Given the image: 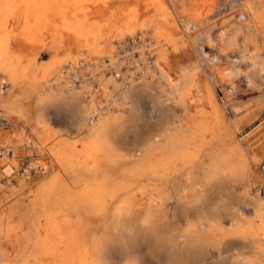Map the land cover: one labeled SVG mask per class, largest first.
<instances>
[{
  "label": "bare ground",
  "instance_id": "obj_1",
  "mask_svg": "<svg viewBox=\"0 0 264 264\" xmlns=\"http://www.w3.org/2000/svg\"><path fill=\"white\" fill-rule=\"evenodd\" d=\"M19 1L21 3L0 0V6L6 9V18L14 15L25 4V0ZM214 2L215 0H207L204 5L203 21L196 17L186 23L193 40H205L211 44L210 29L206 28L204 22L213 12ZM236 5L238 4L235 0H229L226 11L228 15L220 16V21L222 23L230 20L237 11L241 17L242 14L247 15V20L238 29L243 45L240 44L242 47L233 52L237 55V67L243 61H249H246L247 72L256 81L260 76H256L255 72L264 71V0L251 3L248 6L249 12L242 7L234 8ZM66 11L67 9L62 10V14L65 15ZM250 13L253 17L251 19L248 16ZM42 14H37L36 19L39 20ZM169 15L166 10L155 19L117 24L111 31L118 40L124 42L126 54L121 59L114 55L110 41L112 37L107 34L109 25H63L67 33L72 32L75 35L73 45L84 51L76 53L77 59L86 53L85 58H96V64L100 62L102 65L90 69L91 78L87 82L81 80L80 86L88 88L97 81L106 94L116 95L113 101L115 106H127L130 112L128 116L120 111L108 113L89 107L71 95L58 97L55 93H47V89H39L34 93L36 108L47 102L63 106L71 103L68 114L74 118L77 128H86V136L82 140L83 147L78 151L74 152L66 144L50 149L61 170L51 178L41 181L35 189L32 203L37 205L38 210L33 212V221L29 223L34 230L33 237L30 236L32 230L29 229L22 234L23 243L10 246L15 250L14 258H10L9 252L0 246V264H207L205 251L209 247L217 248L216 256L228 257L213 264H264V259L260 258L264 255V247L260 241L251 237L240 243L238 240L234 241L238 232L257 231L264 239V196L245 195L231 206L205 203L207 198L203 192L209 190L215 178L222 176L228 179L226 177L232 175L247 177L251 186L258 176L251 174L247 158L239 143L233 139V131L227 124L224 125L221 138L227 145V151L213 157L208 164L195 163L201 156L202 146L209 141L207 132L211 133L212 138L220 137L216 129L225 122L222 109L216 104L211 88L204 81L199 84L197 61L193 60L188 67H182L183 72L173 86L177 96H180L179 101L185 104L190 100H185L183 96L194 86L211 105L214 116L212 124L204 121L187 133L182 129L173 133L166 125L168 123L162 122L161 117L149 115L139 126L138 120L141 117L135 113L140 109L139 98L142 94L134 88L130 92L120 90L124 79L131 86L137 82L135 72L130 69L131 65L139 69V63L133 59L132 53L137 44L136 29L157 24L156 30L161 32L158 35L160 40L170 43L174 50L179 51L180 48H177L181 40L173 35L176 26L167 20ZM162 23H168V26L164 29V26L161 27ZM237 39V34L232 33L227 37L226 43L230 47L236 46ZM157 54L155 63L159 64L165 52L161 50ZM100 55H108L109 62L106 63ZM70 57L65 55L57 61L47 62L42 67V73L35 76H26L24 72L15 73L12 66L6 63L0 66L11 86L24 87L22 96L27 97L32 90L26 89H35L42 79L49 83L43 85L45 88L51 82H59L61 71L58 62H74ZM166 80L170 83L168 77ZM142 82L143 91H149V81L143 79ZM3 83L5 82L1 79V84ZM161 93L160 95H164V92ZM166 97L167 95L161 100L158 95L151 96L150 108L161 110ZM251 102L253 100L249 103ZM19 103L20 98L10 101L4 107L10 113H20L22 108ZM253 112L251 109L248 115ZM23 115L20 114V117ZM33 122L39 127L47 126V121L43 120L40 112ZM14 125L9 114L0 115V127ZM129 133H132L130 143L134 146L123 152L115 147V139L118 135L126 137ZM1 147L5 148L0 151V156L10 153L11 148L8 145L1 144ZM219 163L223 164L221 169L217 167ZM185 166L186 169L181 173L187 178L197 174L199 169L206 170L203 179H186L183 181L185 189H179L177 185L182 181L175 179L173 175L178 168ZM6 169L11 167L7 166ZM41 170L45 172L46 166H42ZM30 172L31 169L26 167L25 174L29 175ZM35 173L36 171L33 174ZM60 174L69 179V184H79L78 188L72 189L69 184L60 182ZM248 208L250 218L242 212ZM175 216L178 218V227L173 221ZM41 218L44 219L43 223H40ZM22 221L23 218L20 217V225L23 224ZM225 221L228 228L224 227ZM39 229L43 230V234L37 238L35 231ZM233 243L242 247L253 246L255 249L242 259L238 257V253L225 255L220 251L221 247ZM40 256H50V260L42 262L39 260Z\"/></svg>",
  "mask_w": 264,
  "mask_h": 264
},
{
  "label": "rangeland",
  "instance_id": "obj_2",
  "mask_svg": "<svg viewBox=\"0 0 264 264\" xmlns=\"http://www.w3.org/2000/svg\"><path fill=\"white\" fill-rule=\"evenodd\" d=\"M206 2L207 0H145L146 6L140 9L141 17L137 19H155L159 13L166 10L169 11L170 15L167 16V20L176 26L173 35L175 38L177 37L181 40L177 48L180 49L179 51L174 50L170 43H164L163 40H160L158 35L161 32L156 30L157 24H149L136 29L137 44L132 53L133 59H136L139 63V69H136L133 65H131L130 69L135 72L134 76L137 82L134 86H131L130 82L124 79L120 90L123 89L130 92L134 88L139 90L140 94H144L143 96L140 95V109L135 113V115L137 114L141 117V120H138L140 122L139 126L143 121H146L149 115L161 117L162 122L168 123L166 125L173 133H176L180 129L187 133L204 121L212 124L214 116L211 112V105L204 99V96L203 99L206 101V104L197 103L199 99L196 94L201 95V93L196 89L193 91L194 86L190 87L183 96L185 100H190L186 104L179 101L180 96H177L173 86L174 82L180 77L179 74H182L183 68L189 62L193 60L197 61L196 72L200 76L198 79L199 84L204 81L211 88L216 104L222 109V116L225 122L221 127L216 129L220 137L212 138L211 133L207 132L206 136L209 141L202 146L201 156L195 163L202 162L208 164L213 157L227 151V145L221 139L224 125L227 124L229 129L233 131V139L239 143L242 152L247 158L251 174L258 176L251 186H249L250 180L247 177L240 178L232 175L227 176L226 178L228 179H225V177L219 176L214 179L209 190L203 192V195L207 198L205 203L213 202L222 206H231L245 195L264 196L259 192V185L263 182V179L256 169V166L264 161V71H262L263 73L261 71L255 72L256 76L260 77L254 81L253 77L247 72V62L249 61H243L240 67H237V55H234L233 51H238L243 45V40L238 33V29H240L248 17L244 14H242V17L239 16L237 11L230 20L221 23L220 16L228 15L226 11L229 0H215L213 12L206 18L204 22L206 25L203 23L207 26L206 28L209 27L208 29H210L209 38L211 39V44L210 42H205V40H193L192 33L188 30L186 23L194 20L196 17L198 20L203 21L202 13ZM244 2L246 3L244 4ZM255 2L257 0H235V3L238 5L234 8L242 7L246 12H249L248 6ZM0 10L4 9L0 8ZM251 14L248 15L249 18H253L250 16ZM121 16V19L127 17L125 13ZM116 25L110 24L107 34L112 37L110 41L114 48L115 57L121 59L126 52L124 50V42L118 40L114 36V32L111 31L115 29ZM162 26L165 29L168 23H162ZM232 33H236L242 43L237 39L236 46H228L226 40ZM240 44L242 45L240 46ZM42 47L38 48L37 51L39 60L42 59L40 54V50L43 49ZM59 50L55 52V55L69 52L70 58L75 61H65L58 64V68L61 71L59 82H51V85L45 88L43 85L49 83L42 79L39 81V84L42 86L35 89L27 88V91L32 90L30 96L23 97L22 92L25 90L24 87H12L5 74L0 73V115L8 116L9 114L12 117V122L15 124L14 126L0 127V151H3L5 148L1 147V144L8 145L11 148L8 155L0 156V246L9 252L10 258L15 257V250L11 249L10 246L23 243L22 234L25 231L32 230L30 236L33 237L34 230L29 223L33 221V212L38 210L37 205H33L32 203L35 197V189L41 181L60 173L61 168L51 155L50 149L53 146L66 144L74 152L78 151L83 147L82 140L86 136V128H77L74 124V118H71L68 114V108L72 106L71 103L63 106L58 103L47 102L36 108L34 93L39 89H47L45 90V92L48 91L47 93H55L58 97L71 95L89 107H96L108 113L114 114L120 111L128 116L130 112L127 106H115L113 101L116 95L111 93L106 94L105 89L97 81L90 84L88 88L80 86L82 84V82L80 83L81 80H86L85 82H87L91 78L89 77L91 74L90 69L102 66L100 62L96 64L98 59L93 57L85 58L86 53L77 59L76 53H82L83 51H80L79 48H73V50L61 48ZM161 50L165 52V55L159 60L158 64L155 63V58L158 56L157 52ZM248 54L246 53V55ZM100 56L106 63L109 62L108 55ZM133 59H130V61ZM163 75L170 79V83L167 82L166 77H163ZM1 79L5 83L1 84ZM143 79L149 81V91H143ZM228 90L231 91L229 92ZM117 92L119 93L120 91ZM161 92H164V95H160L162 94ZM118 93L116 94L118 95ZM153 95H158L161 100H164V97L167 95L161 110H152L150 108L151 101L149 100ZM19 98V105L22 108L21 112H8L4 106L10 101L18 100ZM258 98L262 100H256ZM251 99L253 102L249 103L252 101ZM251 109L254 112L252 115H248ZM39 112L43 120L47 121L46 127L36 126L33 122ZM20 114H24L23 117H20ZM73 131L78 134L71 135ZM131 137L132 133H129L126 137L118 135L116 136L115 143H113L115 147L125 152L127 148L134 146L130 143ZM7 166L11 167V169H6ZM42 166H46L45 172H42ZM26 167L31 169L29 175L25 174ZM217 167L221 169L223 164L219 163ZM185 169L186 166L178 168L173 175L175 179L182 181L177 185L179 189H185L183 181L186 179H203L206 170L199 169L197 174L187 178L181 173ZM220 180L222 183H220ZM59 181L69 184V179L61 174ZM69 186L72 189H77L79 184H69ZM242 212L250 218L249 208L243 209ZM20 217L23 218L22 225L18 222ZM173 221L178 227L177 216L173 218ZM43 222L44 219L41 218L40 223ZM254 224H257V222H254ZM224 227L228 228L227 221H225ZM35 232L37 233V238L43 234L42 229ZM235 237L234 241L237 242L238 240V243L249 237L256 238L264 247V239L261 237V233L257 231L254 233L238 232ZM254 249L255 247L253 246L242 247L240 244L236 243L235 245L233 243L221 247L220 251L225 255L226 253H238V257L242 259ZM217 251V248L212 247L206 249L205 260L207 264H213L228 258L224 255L216 256L215 253ZM260 258L264 259V255H261ZM39 260L48 262L50 256H40Z\"/></svg>",
  "mask_w": 264,
  "mask_h": 264
},
{
  "label": "crops",
  "instance_id": "obj_3",
  "mask_svg": "<svg viewBox=\"0 0 264 264\" xmlns=\"http://www.w3.org/2000/svg\"><path fill=\"white\" fill-rule=\"evenodd\" d=\"M145 6V0H25V4L14 15L6 18L5 7L1 5L0 8L4 10H0V65L9 64L12 71L24 72L26 76L39 75L47 62L57 61L70 54L55 55L56 51L61 48H76L73 45L76 37L72 32L67 33L63 26L66 23L89 26L138 22L140 20L137 18L141 17L140 9ZM64 9H67L65 15L62 14ZM40 13L43 14L37 20V14ZM124 13L127 17L121 19ZM40 47L43 48L40 50L41 60L37 55ZM61 62L65 61H59L58 64ZM39 86L42 85L38 83L37 87ZM196 95L198 104H206L203 96ZM77 134L75 131L71 133Z\"/></svg>",
  "mask_w": 264,
  "mask_h": 264
},
{
  "label": "built area",
  "instance_id": "obj_4",
  "mask_svg": "<svg viewBox=\"0 0 264 264\" xmlns=\"http://www.w3.org/2000/svg\"><path fill=\"white\" fill-rule=\"evenodd\" d=\"M256 169L262 176L263 182L259 185V192L264 195V161L260 162L257 166Z\"/></svg>",
  "mask_w": 264,
  "mask_h": 264
}]
</instances>
